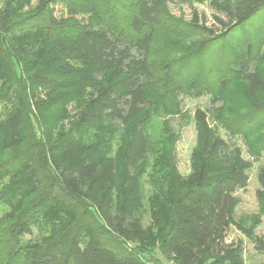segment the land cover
<instances>
[{
  "label": "trees",
  "instance_id": "trees-1",
  "mask_svg": "<svg viewBox=\"0 0 264 264\" xmlns=\"http://www.w3.org/2000/svg\"><path fill=\"white\" fill-rule=\"evenodd\" d=\"M17 2L0 0V101L13 104L0 120V152L8 155L0 164V201L12 210L0 217V264H147L146 212L157 231L152 238L174 264H245L242 244L227 238L232 226L246 232L234 213L252 162L218 126L246 139L248 132L217 109L198 107L186 176L168 129L152 132L167 101L185 93L182 85L161 83L151 67L161 0H38L23 18ZM228 11L242 26L264 12V0H235ZM256 34L237 56L249 97L264 112V75L251 65L264 57V21ZM47 88L53 93L42 96ZM192 88L196 97L212 96L213 106L220 101L211 86ZM70 103L78 111L71 127L27 149L25 118L55 107L69 117ZM106 126L121 137L115 152L98 137L97 128ZM261 175L264 207V168ZM41 184L44 194L22 201ZM49 208L60 225L77 217L85 239L23 249V236L36 220L48 221Z\"/></svg>",
  "mask_w": 264,
  "mask_h": 264
},
{
  "label": "rangeland",
  "instance_id": "rangeland-1",
  "mask_svg": "<svg viewBox=\"0 0 264 264\" xmlns=\"http://www.w3.org/2000/svg\"><path fill=\"white\" fill-rule=\"evenodd\" d=\"M16 1L23 6L20 18L26 17L38 5V0ZM234 1L161 0L158 21L153 28L151 67L161 83L167 81L182 85L185 93L167 101L168 109L163 116L153 121L152 132L159 136L166 127L169 131L167 133L174 137L176 164L184 176L191 171V154L197 142L194 114L198 107L210 111L217 109L226 116L233 128L248 132L246 139L243 134L234 136L223 126H218L219 134L227 141L237 143L245 158L252 162L248 187L236 192L239 201L234 213L236 221L244 226L246 232L232 226L227 241L242 244L241 259L245 264H264V207L258 199V192L263 187L261 173L264 168V147L261 146L264 145V112L256 109L249 97L237 56L247 42L257 35L256 30L264 21V12L238 26L228 11ZM123 13L127 14L125 11ZM251 65L253 70L264 75L263 56H258ZM223 81L227 83L225 87H222ZM203 86H211L213 91H218L220 101L216 105L213 106L212 96L208 94L201 97L193 95L192 91L195 89L192 87ZM39 91L42 96L53 93V89L48 88ZM73 105L74 103L69 104V117L59 107L36 110L34 113L37 117L28 115L23 129L27 142L25 147L29 149L33 142L46 140L47 136H55L68 130L77 120L78 111ZM12 109L13 104L0 101V120ZM97 131L98 137L106 141L103 144L106 151L115 152L116 143L121 137L112 131V127H99ZM115 135L117 137L112 141ZM6 158L8 155L0 152V164ZM145 187L146 194L151 193L150 186ZM45 189V184L37 185L34 190H28L24 194L22 201L41 196ZM54 210L56 209L49 208L48 221L41 223V220H36L32 234L23 236V249H37L41 246L42 249L49 250L60 242L64 245L74 238L79 241L85 239L82 231L76 228L77 217H65V223L60 225L52 213ZM11 211L7 204L0 201V217H5ZM51 224L55 227L49 231ZM144 226L147 241L142 242L141 246L147 250L144 254L147 260L149 258L147 264H174L163 257L159 249V237L156 240L152 238L151 233L157 231L148 212L144 216ZM137 245L128 243V247L133 249Z\"/></svg>",
  "mask_w": 264,
  "mask_h": 264
}]
</instances>
